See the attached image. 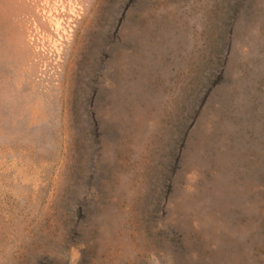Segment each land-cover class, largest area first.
Segmentation results:
<instances>
[{
  "label": "rangeland",
  "instance_id": "obj_1",
  "mask_svg": "<svg viewBox=\"0 0 264 264\" xmlns=\"http://www.w3.org/2000/svg\"><path fill=\"white\" fill-rule=\"evenodd\" d=\"M94 4L0 106V264H264V0Z\"/></svg>",
  "mask_w": 264,
  "mask_h": 264
},
{
  "label": "bare ground",
  "instance_id": "obj_2",
  "mask_svg": "<svg viewBox=\"0 0 264 264\" xmlns=\"http://www.w3.org/2000/svg\"><path fill=\"white\" fill-rule=\"evenodd\" d=\"M93 5L94 0H0V106L9 108L12 102L11 116L25 111L30 118L40 114L35 100L25 102L34 97L38 81L58 78L57 71L72 51L79 29L88 24ZM11 87L18 93L16 98L11 97ZM7 117L0 111V122Z\"/></svg>",
  "mask_w": 264,
  "mask_h": 264
}]
</instances>
